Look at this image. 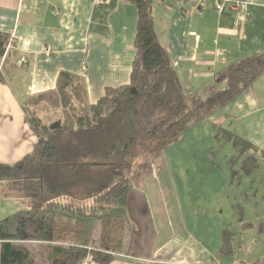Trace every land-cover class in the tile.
Returning a JSON list of instances; mask_svg holds the SVG:
<instances>
[{
  "label": "crops",
  "instance_id": "obj_1",
  "mask_svg": "<svg viewBox=\"0 0 264 264\" xmlns=\"http://www.w3.org/2000/svg\"><path fill=\"white\" fill-rule=\"evenodd\" d=\"M245 1L239 11L219 13L212 1L152 0L158 39L193 98H206L218 74L264 51V0ZM137 21L136 6L126 0H105L104 5L96 0H0V32L10 35L0 60V164H16L32 152L36 138L22 106L31 96L55 89L61 72L85 79L91 104L106 88L129 82ZM211 124L228 127L264 152V75L163 153L170 159L173 148L191 153L185 148L201 146ZM162 175L142 174L133 182L126 249L110 264H264L246 249L247 238L263 242L264 213L247 220L253 206L237 180L209 173ZM147 177V186L158 181L161 201L156 191L144 192L140 180ZM15 200L28 206L0 181V202ZM257 230L261 238H255ZM224 231L235 235L232 255L221 254ZM36 244L42 243H31Z\"/></svg>",
  "mask_w": 264,
  "mask_h": 264
},
{
  "label": "trees",
  "instance_id": "obj_2",
  "mask_svg": "<svg viewBox=\"0 0 264 264\" xmlns=\"http://www.w3.org/2000/svg\"><path fill=\"white\" fill-rule=\"evenodd\" d=\"M126 1L138 11L129 82L106 88L91 104L85 79L61 72L55 89L22 106L36 142L18 163L0 164V181L28 207L0 220V264H110L126 249L127 203L136 178L166 147L264 75L263 51L218 74L206 98H193L158 39L152 0ZM9 41L0 32V60ZM222 138L235 151L233 180L259 167L264 152L250 141L219 125L217 139ZM31 243L47 245L43 262ZM234 243L235 235L224 231L221 254L232 255Z\"/></svg>",
  "mask_w": 264,
  "mask_h": 264
},
{
  "label": "rangeland",
  "instance_id": "obj_3",
  "mask_svg": "<svg viewBox=\"0 0 264 264\" xmlns=\"http://www.w3.org/2000/svg\"><path fill=\"white\" fill-rule=\"evenodd\" d=\"M51 118H58L59 115H50ZM49 117V119H51ZM219 126V125H218ZM217 127H214L211 124V132L210 135H204L203 138H206V141L203 139V144L201 146H195L194 149L192 147H186L185 150L191 153H183L181 148H173L171 153H173L172 158L170 159L166 153H162V157L156 158L154 161H151L149 164L147 171L142 174H163V178L165 174H218L221 177L227 176V178H232V161L235 159V151L233 145L230 142H227L224 138L217 139ZM223 128H227L223 126ZM195 138V137H194ZM176 144V143H175ZM179 148V149H178ZM259 159V167H257L251 174H245L242 178L237 180L236 186H240L241 190L249 195L248 204L249 206H253V210H249L247 212V220L250 217H255V214L258 215V212L264 213V158L262 156H258ZM239 164L236 165L238 168ZM212 170V172H208V170ZM134 171L139 173L140 168L138 166L135 167ZM163 178L160 179L162 180ZM165 179V178H164ZM222 179V178H221ZM223 180V179H222ZM138 181V180H137ZM153 181V180H152ZM156 181V180H155ZM143 185L144 192H147L150 196L152 192L156 191L155 194L158 195L159 201L163 199V194L160 192V186L158 181L156 183L152 182L149 186L147 183L151 182L149 177L143 178L140 180ZM147 184V185H146ZM150 198V197H149ZM217 199H220L217 197ZM149 200V199H147ZM169 201V200H167ZM0 220L5 219L16 213L19 209L27 208V204L21 200H15L14 202L8 201L5 203L0 202ZM228 212L226 210L222 211V216H226ZM243 214V212H242ZM241 215V214H240ZM243 217V215H242ZM245 228H247L245 226ZM259 228V227H258ZM247 230V229H246ZM259 230H257L255 234V238ZM251 236V235H250ZM261 238L260 235L257 236ZM97 239V238H96ZM251 241V238H247ZM254 239V237H253ZM263 242H250L247 240L246 249L248 250L249 256L254 258H263L264 259V237L262 238ZM246 242H244L245 244ZM31 245V244H30ZM33 246V245H31ZM46 244H36L35 252L37 254V258L39 262L44 261V254Z\"/></svg>",
  "mask_w": 264,
  "mask_h": 264
},
{
  "label": "built area",
  "instance_id": "obj_4",
  "mask_svg": "<svg viewBox=\"0 0 264 264\" xmlns=\"http://www.w3.org/2000/svg\"><path fill=\"white\" fill-rule=\"evenodd\" d=\"M96 1L99 5L105 4V0H96ZM210 1L214 3L215 9L219 13H223L225 11H239L246 4L245 0H200V2L202 3H206Z\"/></svg>",
  "mask_w": 264,
  "mask_h": 264
}]
</instances>
